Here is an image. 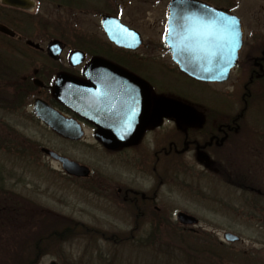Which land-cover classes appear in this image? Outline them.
Masks as SVG:
<instances>
[{"label": "flooded vegetation", "instance_id": "flooded-vegetation-1", "mask_svg": "<svg viewBox=\"0 0 264 264\" xmlns=\"http://www.w3.org/2000/svg\"><path fill=\"white\" fill-rule=\"evenodd\" d=\"M31 1L33 8L19 9L4 5L0 0V28L8 31L0 29V39L4 40L0 45V82L8 89L18 87L25 97L18 107L0 105L10 117L6 119L8 125L0 118V143H20L14 138L16 133L11 125L15 111L63 143L94 145L109 156L119 157L123 169L104 177L71 160L88 170L86 176L74 177L65 174L60 162L44 152V149L53 150L43 145L37 148L46 158L60 164L65 182L87 190L114 220L180 221L178 216L183 214L200 221L175 210L172 201L176 191L214 202V207L220 210L233 201V191L252 194L249 207L254 208L255 215L262 209L263 213H259L263 218L257 221H264V180H260L264 177V121H252L253 114L264 118V110L259 112L264 109V41L257 35L245 43L243 24L235 14V0H226L227 3L191 0L234 16L240 22L241 48L235 66L223 83L200 82L180 71L173 52L164 42L171 0L166 6L160 42H145L138 30L123 22L122 9L127 3L122 0L100 7L102 10L110 8L108 12H98L100 37L74 30L67 38L52 26L43 25L42 31L32 28L39 0ZM84 2L75 0L72 12L94 14L98 10H95L96 5L86 6ZM104 17L113 18L138 33V44L135 42L134 46L127 40L128 31L118 23L110 36L101 24ZM114 38H119V43L113 41ZM55 42L60 45L59 54L56 50L50 51ZM26 51L33 59L21 56V52ZM71 54H75L73 58ZM13 56H20L23 63L19 64V59ZM25 62L31 68L24 74ZM177 77L204 87L200 90L207 91L210 101L205 100L203 92L193 93L188 88L184 95L186 100L177 99L174 95V78ZM231 80L239 81L226 96L233 92L236 97L232 103H226L217 87ZM59 81L61 88L56 92ZM213 98L225 105L222 108L214 105ZM161 99L179 102L190 110L183 120L169 116L159 118L155 106ZM36 101L42 116L61 126V134L36 115ZM54 153L68 159L59 152ZM203 178H217L222 186L213 189L201 184Z\"/></svg>", "mask_w": 264, "mask_h": 264}, {"label": "rangeland", "instance_id": "rangeland-1", "mask_svg": "<svg viewBox=\"0 0 264 264\" xmlns=\"http://www.w3.org/2000/svg\"><path fill=\"white\" fill-rule=\"evenodd\" d=\"M112 1L85 0L86 6L93 4L96 5L95 10H98L94 14H75L72 7L60 4L63 7L58 8L54 5L59 4L58 2L52 5L53 0H39L36 16L32 18V28L42 31L45 27L43 25L52 26L64 38L72 36L74 30L84 35L100 37L97 15L100 11H110V8L106 11L100 7H107L105 4L110 6ZM227 1L224 0L223 3ZM122 2L127 3L122 9L124 23L138 30L145 42L162 41L169 0ZM235 6V14L243 24L245 43L251 42L257 35L264 41V0H235ZM1 41L4 40L0 39V45ZM29 53L21 52V56L33 59V55ZM2 55L9 57L7 54ZM15 58L19 59V64L23 63L20 56ZM23 67L25 70L22 72L25 74L31 65L28 66V62H25ZM174 79V95L177 99L184 102L188 88L193 93L203 92L205 100L210 101L207 91L200 90L204 87L191 84L182 77ZM238 81L231 80L217 87L222 91L219 92L223 95L222 101H234L236 93L226 95ZM212 101L220 108L225 105L218 98H213ZM0 118L7 124L9 121L6 119L10 117L0 109ZM253 119L264 121V118L259 119L255 114L252 115V121ZM11 122L14 123L11 125L16 133L14 138L19 139L20 143L0 145V221L10 223L4 226L6 229L0 230V264H13L20 260L23 264H50L52 261L56 264H179L177 261L183 258L180 253V257L178 253L172 255L173 260L164 257L154 259L148 256L151 254L147 253V248L119 241L132 230L136 221L112 219L109 215L111 213L97 204L95 197L92 199L87 190L65 182L60 164L46 158L37 148L43 145L59 152L68 160L78 161L94 170L95 175L103 177L120 173L123 167L120 168L119 157L107 155L98 146L63 143L38 125L30 123L20 112L14 111ZM260 180L263 181L264 177H260ZM201 184L212 186L213 189L222 186L217 178H203ZM232 194L233 201L220 210L214 207V202L176 191L172 201L175 210L188 213L200 221L197 226H183L178 221L169 222L185 228L183 231L193 232L195 236L201 233L207 240H215L219 244L224 233L237 236L240 240L235 243L222 240L219 250L226 258L223 264H264V221H257L263 218L259 213H263V210L258 211L259 215L253 214L254 208L249 207L252 198L249 192L232 191ZM212 195L217 197L214 193ZM113 212L117 213L116 210ZM149 222L151 221L145 222L148 224L144 226L150 228L152 225ZM23 227L27 228L23 232L29 229L24 234L26 242L19 239ZM197 232L199 233L196 234ZM143 235L144 233L141 234ZM174 242L176 244V240Z\"/></svg>", "mask_w": 264, "mask_h": 264}, {"label": "water", "instance_id": "water-1", "mask_svg": "<svg viewBox=\"0 0 264 264\" xmlns=\"http://www.w3.org/2000/svg\"><path fill=\"white\" fill-rule=\"evenodd\" d=\"M2 3L19 9H30L34 7V2L31 0H2ZM168 12L167 34L164 37V42L169 46V50L173 52V59L178 65L180 71L200 82L223 83L227 81L230 70L236 64L238 51L242 44V32L239 20L234 16L215 11L211 7L191 0H171L168 4ZM214 13L223 14L224 16L233 18L237 21V24L235 25L234 40L202 43L196 39L187 38L188 33L180 27L181 24L186 23L181 17H203L205 20H210L214 18ZM115 23H118V25L125 31H128L126 32V36L129 42H132L134 46L135 42L138 44L137 42L140 38L139 34L120 25L117 20H113V18L110 17H104L101 22L103 28L110 36L115 33L113 30ZM0 29L8 32L3 27ZM119 32L122 33L121 30ZM131 34L134 35L132 36ZM112 40L119 43V38H114ZM59 46L58 42L53 43L50 46V51L56 50L57 54H59L61 52ZM74 55L75 54H71V58H73ZM58 88H61V81H59L56 87V92H58ZM38 106L39 103L36 101L34 107L36 115L41 116L40 118H42L54 132L61 134V130L63 131L61 126L59 127L57 124H52L48 119L42 116V111ZM189 110L190 109L184 104L165 99H161L155 106V114L159 118L169 116L183 120ZM71 138L76 139L78 137ZM44 152L54 160L60 162L66 174L74 177H84L87 175V168L66 158L60 157L50 150L44 149ZM178 219H180L178 223L183 226H195L198 224V221L194 218L187 217L183 214H179ZM223 239L229 243L239 241L237 236L230 233H225ZM51 264L56 263L52 262Z\"/></svg>", "mask_w": 264, "mask_h": 264}, {"label": "trees", "instance_id": "trees-1", "mask_svg": "<svg viewBox=\"0 0 264 264\" xmlns=\"http://www.w3.org/2000/svg\"><path fill=\"white\" fill-rule=\"evenodd\" d=\"M74 1L75 0H53V2H58L59 4H63L69 8L72 7ZM15 85H18V83ZM7 90H9L10 93L7 92ZM24 100L25 97L20 94L18 87L14 86L11 87V89H8L6 85L0 82L1 106L7 107V104H10L13 107H18ZM0 145L5 146L1 143ZM145 222L147 221H136V225L132 228V230L126 235V237H123L122 240L119 241L134 243L140 248H147L146 250H149L147 253L151 254V256H148L153 257L154 259L164 257L172 258L173 260L174 254L178 253V257H180L181 254L183 258H180L179 260H183H178L177 262L179 264H223L226 260L224 255L219 250L220 244L215 240H207L199 232H197L196 234H199L195 236L193 232L186 230L183 231L185 228L182 229L177 225H172L169 221H151L149 223H151L152 226L147 228L144 225H147L148 223ZM7 224L10 223L5 224L4 221H0V230L6 229L4 226H7ZM24 228L25 227H23L20 232L19 239H23V241L26 242L24 234L29 231V229L23 232L27 229ZM146 229L148 230L146 231ZM142 233H144L143 236H141ZM37 238L40 237L38 236ZM28 240L29 239L27 238V241ZM175 240L176 244L174 242ZM37 241H39V239ZM37 248H39V246H37ZM178 257L174 259L177 260ZM13 264L23 263L22 260H20L18 263L15 262Z\"/></svg>", "mask_w": 264, "mask_h": 264}, {"label": "snow or ice", "instance_id": "snow-or-ice-1", "mask_svg": "<svg viewBox=\"0 0 264 264\" xmlns=\"http://www.w3.org/2000/svg\"><path fill=\"white\" fill-rule=\"evenodd\" d=\"M213 16L214 18L210 20H205L203 17H181L186 23L181 24L180 27L188 33L187 38L196 39L202 43L234 40L237 21L223 14L214 13Z\"/></svg>", "mask_w": 264, "mask_h": 264}]
</instances>
